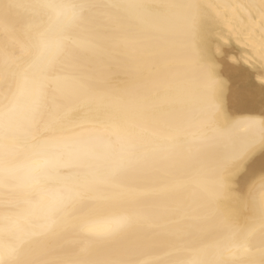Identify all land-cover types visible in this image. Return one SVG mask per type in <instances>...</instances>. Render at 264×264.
<instances>
[{
  "label": "snow or ice",
  "instance_id": "obj_1",
  "mask_svg": "<svg viewBox=\"0 0 264 264\" xmlns=\"http://www.w3.org/2000/svg\"><path fill=\"white\" fill-rule=\"evenodd\" d=\"M233 34L264 100V0H0V264H264Z\"/></svg>",
  "mask_w": 264,
  "mask_h": 264
},
{
  "label": "bare ground",
  "instance_id": "obj_2",
  "mask_svg": "<svg viewBox=\"0 0 264 264\" xmlns=\"http://www.w3.org/2000/svg\"><path fill=\"white\" fill-rule=\"evenodd\" d=\"M233 40V48L230 55H234L239 61L225 63L220 78L223 80V90L219 98L224 113L234 119H246L249 117L259 118L264 112V100L256 83V76L249 74L246 62L253 59L244 50V41ZM251 83L252 90H247L244 85ZM259 161L257 160V165Z\"/></svg>",
  "mask_w": 264,
  "mask_h": 264
},
{
  "label": "crops",
  "instance_id": "obj_3",
  "mask_svg": "<svg viewBox=\"0 0 264 264\" xmlns=\"http://www.w3.org/2000/svg\"><path fill=\"white\" fill-rule=\"evenodd\" d=\"M251 85H252L251 83H248V84L244 85V88L247 90H252L251 88L249 89V87H251Z\"/></svg>",
  "mask_w": 264,
  "mask_h": 264
}]
</instances>
